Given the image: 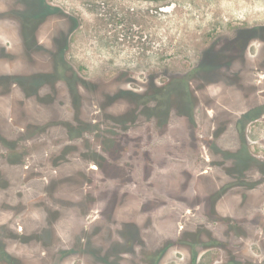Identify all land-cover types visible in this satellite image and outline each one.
I'll use <instances>...</instances> for the list:
<instances>
[{
  "label": "flooded vegetation",
  "instance_id": "af4514ba",
  "mask_svg": "<svg viewBox=\"0 0 264 264\" xmlns=\"http://www.w3.org/2000/svg\"><path fill=\"white\" fill-rule=\"evenodd\" d=\"M11 1L3 23L7 35L0 33L7 40L0 59L33 61L42 56L46 65L27 75L12 72L9 62L0 63V97L62 106L65 91L77 110L71 119L21 125L1 107L8 124L0 129V246L42 248L43 255L60 253V259L78 256L83 248L102 252L108 247L110 255L93 253L98 264H149L171 247L225 246L229 238L257 227L254 222L260 223L264 237V156L253 153L247 132L252 121L264 118V103L219 124L215 116L206 113L205 118L192 88L191 94L186 90L177 95L176 85L150 83L141 91L108 96L113 104L124 101L127 110L112 113L100 106V117H83L78 107L87 84L66 59L69 38L62 45L57 40L48 45L38 36L47 21L69 15L53 0ZM146 2L153 5L155 0ZM101 5L106 20L139 13L123 10L124 0H102ZM147 18L152 36L150 11ZM243 32L237 47L221 45L204 55L197 71L201 81L217 76L216 83H225L233 78L236 65L264 76V59L255 66L247 59L248 44L258 31ZM259 32L264 33V27ZM239 76L237 72L231 81L239 85ZM203 166L215 174L210 191L202 188L208 180ZM236 191L241 205L252 193L259 194L260 208L242 216L222 211V200ZM136 201V212L146 216L143 222L119 214L135 209ZM160 221L166 227L162 225L156 237L147 234Z\"/></svg>",
  "mask_w": 264,
  "mask_h": 264
},
{
  "label": "rangeland",
  "instance_id": "374dc122",
  "mask_svg": "<svg viewBox=\"0 0 264 264\" xmlns=\"http://www.w3.org/2000/svg\"><path fill=\"white\" fill-rule=\"evenodd\" d=\"M127 1L124 0L126 5H123V10L132 12L135 8L139 11L138 15H116L106 20L102 0H53V4L69 16L47 21L38 32L42 42L48 45L54 43L53 40L62 45L63 39L69 38L66 59L87 84L81 90L84 102L78 107L83 117L90 118L93 114L100 117L99 111L103 110L101 107H108L112 113L127 110L128 105L124 101L113 104L108 96H115L122 90L141 91L145 84L150 83L159 86L180 81L189 83L190 88L199 96L204 115L207 113L215 116L219 124L229 119V116H241L249 107L264 103V76L258 77L250 68L242 70L239 69L240 65L235 66L238 69L232 68L235 71L232 79L240 72L239 85L232 79L216 83L217 76H209L208 81L203 82L197 72L208 51L221 45L237 47V41L241 42L245 30L258 31L248 44V62L255 66L264 59V33L259 32L264 27V0H165L164 3L155 0L153 5L146 0H138L137 4ZM120 2L111 0V3ZM12 3L11 0H0V33H4V37L7 35L3 26L6 10ZM149 11L153 15L152 36L147 31L150 26L147 18ZM129 27H134L136 32L133 33ZM3 39L0 36V48L7 41ZM9 39L17 42L16 38ZM237 53L236 50V57ZM37 59L32 61L27 57L8 60L3 56L0 63L9 62L12 72L28 75L45 70L41 69L46 65L42 62L45 58L41 56ZM16 93L17 96L21 94L18 91ZM61 98L66 102L65 105L44 102L38 105L28 99L20 104L17 99L0 97V129L6 130L8 124V118L3 117L1 107L13 113L12 118L21 125L71 119V112H75L77 107L69 104L71 99L67 92L62 91ZM216 121L208 120L206 123ZM247 132L253 153L264 156V118L252 121ZM202 168L203 175L208 176V180H203L202 188L210 191L211 182L215 181L214 172L209 166ZM238 192V196L234 194L222 200V211L231 216H242L246 210L253 213L260 208L259 194L252 193L250 199L241 205ZM138 207L136 201L135 209L119 214L123 218H135L143 222L146 216L136 212ZM93 216L98 217L96 214ZM162 216L163 212L156 214L157 218ZM159 223L161 225L151 228L147 234L156 237L162 225L166 227L165 221ZM252 224L257 227H249L241 232L243 235L238 233L229 238L225 246H212L210 243L207 244L210 246L196 244L185 248L171 247L165 250L162 257L149 264H264L263 233L258 226L260 223ZM217 231L214 230L212 234ZM35 248L18 243L0 246V264H98L93 258V253L99 251L95 247L83 248L78 256L66 259H60V253H55L52 258L45 256L42 248L41 252L33 250ZM107 248L103 247L99 253L110 255L111 251L107 252Z\"/></svg>",
  "mask_w": 264,
  "mask_h": 264
},
{
  "label": "trees",
  "instance_id": "16d2710c",
  "mask_svg": "<svg viewBox=\"0 0 264 264\" xmlns=\"http://www.w3.org/2000/svg\"><path fill=\"white\" fill-rule=\"evenodd\" d=\"M185 83H186L185 81H180V82H177V83H171L172 85L178 86V89L180 91H178V93H176L177 95H184L186 90L189 91V93L191 94L190 86L187 83L186 84Z\"/></svg>",
  "mask_w": 264,
  "mask_h": 264
}]
</instances>
